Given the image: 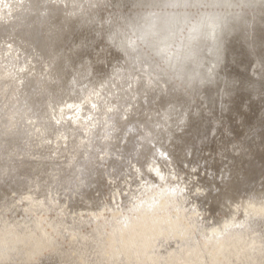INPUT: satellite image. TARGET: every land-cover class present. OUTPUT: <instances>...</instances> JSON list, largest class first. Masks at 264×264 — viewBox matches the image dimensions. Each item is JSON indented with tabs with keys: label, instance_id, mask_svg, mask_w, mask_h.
<instances>
[{
	"label": "rangeland",
	"instance_id": "rangeland-1",
	"mask_svg": "<svg viewBox=\"0 0 264 264\" xmlns=\"http://www.w3.org/2000/svg\"><path fill=\"white\" fill-rule=\"evenodd\" d=\"M140 210L150 245L111 241ZM0 242V264H264V0H0Z\"/></svg>",
	"mask_w": 264,
	"mask_h": 264
},
{
	"label": "bare ground",
	"instance_id": "bare-ground-1",
	"mask_svg": "<svg viewBox=\"0 0 264 264\" xmlns=\"http://www.w3.org/2000/svg\"><path fill=\"white\" fill-rule=\"evenodd\" d=\"M92 98V96L91 95H89L88 96V99H91ZM73 118H74V120H77L74 116H73ZM181 215V214H180ZM176 217V216H175ZM183 217H184V215H183ZM182 218V216L180 217V216H178L177 218H176V221L177 220H179V219H181ZM162 219L160 218V215H157V214H155L154 213V211H149V210H140V211H137V213H136V215L134 216V222L130 225V226H126L124 229H123V231H122V233H121V235H112V238H111V241L112 240H116L117 238L116 237H118V238H120V237H125V236H127V235H129V236H132L133 237V239L131 240V242H134L135 244H142L143 245V247H148L149 245H150V238L155 234V232L156 233H158V232H160V230H157L156 228H157V226L159 225L158 223L161 221ZM182 220V219H181ZM174 222V221H173ZM234 225H230V226H227V227H225V232H227V229L229 230L230 228L232 229V228H234L233 227ZM245 224L243 223V222H240L239 224H238V229L237 228H234L233 229V232H231L232 234H229L227 237L228 238H231V237H233V236H235L236 235V239L238 238V240L240 239H242V233L241 232H243L242 231V228H245ZM236 233V234H235ZM138 235H141V236H139L140 238L137 240V236ZM11 237V236H10ZM13 237H11V239H12ZM8 239H10V238H8ZM8 239H6L7 241H8ZM10 239V240H11ZM3 241V240H2ZM6 241V242H7ZM11 241H13V240H11ZM11 241H9V242H11ZM212 243H211V246L209 245V246H206V248H210L211 250H212V256H213V258H215L216 260H219V261H221V260H225L226 258H227V255H226V253H224L223 251L228 247V245L231 243L229 240H226V239H224V237H213L212 238ZM5 242V244L7 245V243ZM20 242H22V241H20ZM24 242V241H23ZM26 242V241H25ZM236 242H239V241H236ZM1 244L3 243V242H0ZM29 243V242H28ZM27 243V244H28ZM0 244V245H1ZM26 244V243H25ZM108 246H110V241H108ZM216 244V245H215ZM3 245V244H2ZM10 245V244H9ZM8 245V246H9ZM22 245V244H21ZM20 245V246H21ZM30 245H31V243H30ZM34 245V244H33ZM36 245V244H35ZM8 246H6V247H8ZM29 246V245H28ZM38 246V245H37ZM41 246V245H40ZM44 246V245H43ZM5 247V248H6ZM22 247V246H21ZM24 247V246H23ZM31 247V246H30ZM45 247H46V245H45ZM25 248V247H24ZM29 248V247H28ZM27 248V249H28ZM32 249H33V247H31ZM35 248V247H34ZM110 248V247H109ZM194 248V250L193 249H189L188 251H186L185 252V255H184V257L183 256H181V257H183L182 259H180V257L178 258V259H180V260H182L183 262H186L187 264H199V261H200V256H199V252H200V249L198 248V247H193ZM196 248V249H195ZM38 249H40V248H38V247H36V249H34V250H38ZM51 249V248H50ZM214 249V250H213ZM2 250V249H1ZM30 250V249H29ZM41 250V249H40ZM39 250V251H40ZM44 250V248L41 250V251H43ZM59 250V249H58ZM216 250V251H215ZM3 251H5V249L3 250ZM27 251V250H26ZM36 251H35V253H36ZM39 251H37V253L39 252ZM22 252V251H21ZM31 252V251H30ZM34 252V251H33ZM122 252L127 256V258L130 260V258H131V256L128 254V247H123V250H122ZM3 253H5V252H3ZM24 253V252H23ZM34 253V254H35ZM45 253V252H44ZM44 253H42V254H44ZM58 253V252H57ZM26 254V253H25ZM24 254V255H25ZM55 254V253H54ZM28 255V254H27ZM29 255H32V256H34L33 254H32V252H31V254H29ZM28 255V256H29ZM36 255V254H35ZM39 255H41V254H39ZM63 255V254H62ZM14 256V255H13ZM16 256V255H15ZM23 256V255H22ZM1 257V256H0ZM5 257V256H4ZM26 257V256H25ZM247 257V256H246ZM245 257V258H246ZM256 257V256H255ZM24 258V257H23ZM29 258H30V256H29ZM29 258H27V259H29ZM34 258H35V256H34ZM45 258V257H44ZM63 258V257H62ZM250 258L251 257H249V261H250ZM254 257L252 256V259H253ZM256 258H258V257H256ZM17 259V258H16ZM22 259V257L20 258V260ZM26 259V258H25ZM50 259V258H49ZM55 259V258H54ZM248 259V258H247ZM29 260H33V259H29ZM29 260H27V261H29ZM37 260V259H36ZM131 260H132V258H131ZM246 260V259H245ZM259 260V259H258ZM19 261V260H18ZM22 261H26V260H23L22 259ZM26 261V262H27ZM252 261V260H251ZM172 262V261H171ZM170 262V263H171ZM183 262H181V263H183ZM178 263H180V261H178ZM22 264V263H21ZM174 264V263H173Z\"/></svg>",
	"mask_w": 264,
	"mask_h": 264
}]
</instances>
